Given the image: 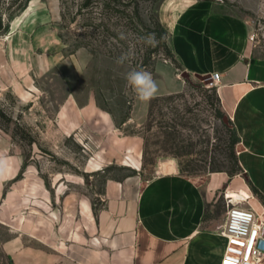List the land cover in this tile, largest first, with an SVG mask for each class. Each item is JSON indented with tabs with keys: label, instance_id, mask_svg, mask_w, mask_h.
<instances>
[{
	"label": "rangeland",
	"instance_id": "374dc122",
	"mask_svg": "<svg viewBox=\"0 0 264 264\" xmlns=\"http://www.w3.org/2000/svg\"><path fill=\"white\" fill-rule=\"evenodd\" d=\"M104 1L92 0L84 7L85 0H31L12 19L15 10H7V0H0V148L21 155L24 171L32 169L30 184L15 182L13 195L0 203V264H16L8 243L23 224L31 232L34 217L46 235L62 226L66 205L60 197L72 195V205L77 198L87 199L97 211L106 180L123 178L134 167L146 178L159 173L165 161L196 177L237 168L230 149L233 136L218 116L211 81H197L201 86L194 87L180 74L184 90L154 96L145 121L128 122L136 93L126 73L138 70L151 51L156 63L173 62L157 37L161 0H123L108 10ZM225 1L249 16L255 55L264 57V0ZM4 24H9L8 31ZM150 33L159 41L155 46L141 39ZM129 52L130 60L116 63ZM70 93L81 102L95 94L98 105L113 115L116 128L108 132L89 121L75 131L65 130L58 110ZM243 171L237 174L245 178ZM24 177L22 173L16 181ZM38 182L51 196L49 206L38 204L42 210L31 206L42 193L33 190ZM250 187L264 205L262 193ZM232 196L238 201L246 197L239 192ZM252 204L262 211L258 201ZM26 242L33 244L27 234ZM41 244L53 250L49 236Z\"/></svg>",
	"mask_w": 264,
	"mask_h": 264
},
{
	"label": "crops",
	"instance_id": "0c3cea01",
	"mask_svg": "<svg viewBox=\"0 0 264 264\" xmlns=\"http://www.w3.org/2000/svg\"><path fill=\"white\" fill-rule=\"evenodd\" d=\"M158 19L180 66L158 62L154 70H146L158 85L155 96L184 90L186 83H178L180 74L207 83L220 72L215 86L221 107L240 136L236 151L245 178L226 171L190 176L173 161L163 162L161 171L149 178L134 167L123 178L106 180L97 211L84 198L72 205L69 195L60 197L66 205L60 228H50L46 235L35 217L31 232L24 224L18 228L8 243L16 264H221L227 245L219 230L227 215L226 193L243 194L254 208L256 200L264 211L250 187L253 184L264 196V57L254 52L253 23L225 0H161ZM149 101L139 104L135 96L128 122L142 124ZM58 117L67 131L89 121L104 125L108 132L116 128L113 115L98 105L95 94L84 102L75 93L68 94ZM30 170L24 171L21 155L0 148V203L13 195L15 182L30 184ZM22 173L25 177L16 181ZM35 186L33 190L42 193L31 206L42 210L38 204L49 206L51 196L42 183ZM46 236L54 244L50 252L41 244Z\"/></svg>",
	"mask_w": 264,
	"mask_h": 264
},
{
	"label": "built area",
	"instance_id": "2783aa9c",
	"mask_svg": "<svg viewBox=\"0 0 264 264\" xmlns=\"http://www.w3.org/2000/svg\"><path fill=\"white\" fill-rule=\"evenodd\" d=\"M221 76L220 72L213 73L211 85L218 83ZM225 204L226 220L219 230L226 237L227 245L221 264H264V211L254 208L250 199L244 203L228 193ZM249 240H252L251 246Z\"/></svg>",
	"mask_w": 264,
	"mask_h": 264
},
{
	"label": "trees",
	"instance_id": "16d2710c",
	"mask_svg": "<svg viewBox=\"0 0 264 264\" xmlns=\"http://www.w3.org/2000/svg\"><path fill=\"white\" fill-rule=\"evenodd\" d=\"M30 1L31 0H7L6 9L7 10H15V12L12 15V19L15 18L14 16L16 15L17 12L25 10ZM91 2H92V0H85L83 6L87 7L91 4ZM122 3H123V0H105L103 7H104V9H107V10L108 9H114V7L111 6L112 4L115 6H120ZM117 11L124 12V10H120V9H118ZM136 16L138 18H140V14H139V11L137 9H136ZM156 25H157V37L160 41V46L165 50L166 55L168 57H170L172 59V61L177 66H180L176 57H175V54L173 53V51L169 47L168 40H167V38H168L167 29L163 26V24L160 22L159 19L156 20ZM0 27H2L1 22H0ZM8 30H9V24H4V31H8ZM162 37H163V39H161ZM158 49L159 48L156 47V49H154L153 51H156ZM151 53H152V51L147 53V55L144 57L143 63L140 65L138 70H141V69H143V70H154L155 65H156V61L152 60V54ZM191 83H192V86H194V87H200L201 86L199 83H195L192 81H191ZM211 88L214 90L216 99L220 105V107L218 109V116L223 121V124L225 125L227 130L230 131L231 135L233 136V139H232L231 145H230V149H231V155H232L233 159H236L237 168H235L231 171H228V172H229L230 176H234L235 174L239 173L240 171H243V168L239 163L238 154L236 151V144L240 141V136L238 135V132L234 126L233 121L231 120V118L226 114V112L221 107V101H220V97L218 95L217 87L215 85H212ZM159 97H161V96H155L154 100L158 99ZM225 118H228V121H225ZM255 191L259 192L258 189H255Z\"/></svg>",
	"mask_w": 264,
	"mask_h": 264
},
{
	"label": "clouds",
	"instance_id": "9594fccd",
	"mask_svg": "<svg viewBox=\"0 0 264 264\" xmlns=\"http://www.w3.org/2000/svg\"><path fill=\"white\" fill-rule=\"evenodd\" d=\"M144 43L149 44L151 46H155L159 41H157L154 33H150L145 37H141ZM163 39V37L161 38ZM132 57V53H124L120 57L117 58V64H123L126 60H130ZM125 79L127 84L132 87L134 92L136 93L137 98L146 102L152 99L157 91L158 85L156 81L153 79L152 74L146 70H132L126 73ZM137 182H139L137 180ZM139 195V193H137ZM253 237H255V232L253 233ZM252 240H249V245L251 246Z\"/></svg>",
	"mask_w": 264,
	"mask_h": 264
},
{
	"label": "water",
	"instance_id": "95a60500",
	"mask_svg": "<svg viewBox=\"0 0 264 264\" xmlns=\"http://www.w3.org/2000/svg\"><path fill=\"white\" fill-rule=\"evenodd\" d=\"M182 76L185 77L186 79H190L188 73H183ZM225 121H228V118H225Z\"/></svg>",
	"mask_w": 264,
	"mask_h": 264
},
{
	"label": "bare ground",
	"instance_id": "6f19581e",
	"mask_svg": "<svg viewBox=\"0 0 264 264\" xmlns=\"http://www.w3.org/2000/svg\"><path fill=\"white\" fill-rule=\"evenodd\" d=\"M240 194H241V193H240ZM242 195H243V194H242ZM230 197H233V196H230ZM237 198H239V197H237ZM240 201H246V197L241 198Z\"/></svg>",
	"mask_w": 264,
	"mask_h": 264
},
{
	"label": "snow or ice",
	"instance_id": "6c2138e0",
	"mask_svg": "<svg viewBox=\"0 0 264 264\" xmlns=\"http://www.w3.org/2000/svg\"><path fill=\"white\" fill-rule=\"evenodd\" d=\"M234 227H235V225H234Z\"/></svg>",
	"mask_w": 264,
	"mask_h": 264
}]
</instances>
